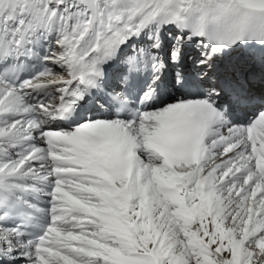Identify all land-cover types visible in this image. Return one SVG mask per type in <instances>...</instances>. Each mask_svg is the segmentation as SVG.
Returning a JSON list of instances; mask_svg holds the SVG:
<instances>
[{
    "label": "snow or ice",
    "instance_id": "1",
    "mask_svg": "<svg viewBox=\"0 0 264 264\" xmlns=\"http://www.w3.org/2000/svg\"><path fill=\"white\" fill-rule=\"evenodd\" d=\"M257 85L264 0H0V264H264Z\"/></svg>",
    "mask_w": 264,
    "mask_h": 264
},
{
    "label": "bare ground",
    "instance_id": "2",
    "mask_svg": "<svg viewBox=\"0 0 264 264\" xmlns=\"http://www.w3.org/2000/svg\"><path fill=\"white\" fill-rule=\"evenodd\" d=\"M261 90H264V87H262ZM261 90H260V91H261ZM260 91H259V92H260Z\"/></svg>",
    "mask_w": 264,
    "mask_h": 264
},
{
    "label": "rangeland",
    "instance_id": "3",
    "mask_svg": "<svg viewBox=\"0 0 264 264\" xmlns=\"http://www.w3.org/2000/svg\"><path fill=\"white\" fill-rule=\"evenodd\" d=\"M264 87V86H263Z\"/></svg>",
    "mask_w": 264,
    "mask_h": 264
}]
</instances>
